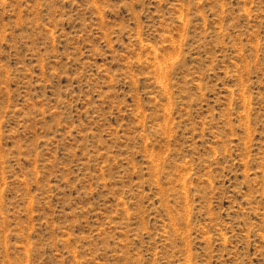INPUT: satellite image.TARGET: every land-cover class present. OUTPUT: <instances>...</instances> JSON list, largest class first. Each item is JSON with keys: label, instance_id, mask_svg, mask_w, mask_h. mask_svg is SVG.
<instances>
[{"label": "rangeland", "instance_id": "obj_1", "mask_svg": "<svg viewBox=\"0 0 264 264\" xmlns=\"http://www.w3.org/2000/svg\"><path fill=\"white\" fill-rule=\"evenodd\" d=\"M0 264H264V0H0Z\"/></svg>", "mask_w": 264, "mask_h": 264}]
</instances>
